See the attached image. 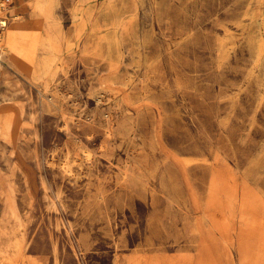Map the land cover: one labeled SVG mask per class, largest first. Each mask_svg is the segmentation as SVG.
<instances>
[{
    "label": "rangeland",
    "instance_id": "374dc122",
    "mask_svg": "<svg viewBox=\"0 0 264 264\" xmlns=\"http://www.w3.org/2000/svg\"><path fill=\"white\" fill-rule=\"evenodd\" d=\"M2 19L0 264H264V0Z\"/></svg>",
    "mask_w": 264,
    "mask_h": 264
},
{
    "label": "bare ground",
    "instance_id": "6f19581e",
    "mask_svg": "<svg viewBox=\"0 0 264 264\" xmlns=\"http://www.w3.org/2000/svg\"><path fill=\"white\" fill-rule=\"evenodd\" d=\"M1 4H2L4 7H6L4 3H1ZM3 9H4V8H3ZM7 22H8L7 20L2 19L1 22H0V27H1L2 29H6V27H7V25H8ZM11 34H12V33H11ZM58 196H59V195H58ZM233 249H235V246H233Z\"/></svg>",
    "mask_w": 264,
    "mask_h": 264
}]
</instances>
